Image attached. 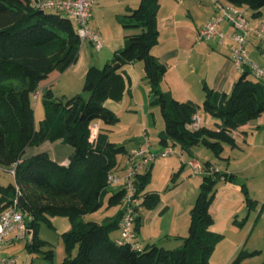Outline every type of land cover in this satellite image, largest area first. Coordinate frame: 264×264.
Listing matches in <instances>:
<instances>
[{"label": "trees", "instance_id": "16d2710c", "mask_svg": "<svg viewBox=\"0 0 264 264\" xmlns=\"http://www.w3.org/2000/svg\"><path fill=\"white\" fill-rule=\"evenodd\" d=\"M38 1L0 0V169L13 176V180L3 183L0 172V211L14 206L20 195L25 198L33 211L28 214L21 209L29 228L26 245L30 251L41 253L49 264H211L223 235L211 230L214 217L210 207L218 183L237 182V175L217 170L210 160L201 163L203 179L190 211L188 234L179 247L166 248L154 243L137 248L131 241H119L113 233L120 229L124 208L102 222L85 220L87 214L103 207L109 176L118 171V156L128 152L124 144L110 138L111 127L120 121V116L105 101L123 98L125 67L141 61L151 88L150 105L160 107L165 121L160 144L178 146L190 155L194 146L204 144L221 157L226 144L238 146L234 132L264 112L262 77L256 78L245 65L230 94L205 85L202 105L175 98L162 89L167 68L152 52L159 42L160 0H140L136 8L119 17L123 27L139 32L126 39L124 48L110 62L89 67L83 93L56 96L52 89H45V114L37 122L35 92L40 82L54 70L63 72L69 68L83 44L71 18L37 6ZM226 1L246 6L254 15L264 11V0ZM200 109L220 120L216 128L189 127ZM93 124L99 125L95 140L91 139ZM59 139L74 149L68 163L58 162L45 151L27 155L29 147ZM152 164L135 178L139 203L148 208L160 201L158 191L146 190L152 178ZM185 166L173 174V185ZM242 190L248 209H257L259 202L251 197L245 183ZM125 194L126 188L120 186L109 194L107 205H117ZM263 211L264 202L258 218ZM55 216L68 217L72 223V228L61 234L66 252L61 261L56 260L54 246L47 249L51 243L39 237L42 222L54 226ZM246 221L247 218L239 224ZM139 230L137 216L136 231ZM259 252L242 250L232 264H243L244 259Z\"/></svg>", "mask_w": 264, "mask_h": 264}, {"label": "crops", "instance_id": "0c3cea01", "mask_svg": "<svg viewBox=\"0 0 264 264\" xmlns=\"http://www.w3.org/2000/svg\"><path fill=\"white\" fill-rule=\"evenodd\" d=\"M139 3L140 0H103L95 5L90 25L100 33L104 45L98 50L93 42L88 40L83 42L77 60L69 68L63 72L54 70L40 82L37 91H40L41 94L35 103L37 122L45 114L42 102V93L45 89H52L56 96L71 97L82 93L89 67H101L110 62L114 54L124 48L126 39L139 32V29L125 28L123 25L120 26L122 28L117 26L115 30H112L111 27L109 31L100 14L105 9L114 8L119 20L121 15L130 12ZM247 10L252 27H256L264 21V11L259 15H254L253 11L248 8ZM215 15L216 7L213 0H160L157 21L159 42L153 47L152 52L167 68L162 81V89L170 91L175 98L181 101L192 100L202 105L205 99V85L230 94L235 82L241 75V71L235 66L232 59V51L236 45L234 39L227 38L221 42L215 38L197 42L200 29ZM223 29L229 34L233 32V28L228 23H224ZM247 51L249 58L264 70V38H259L251 32ZM143 75H145L144 64L142 65L141 61L127 65L125 67L126 88L123 98L119 101L114 99L105 101V105L120 117L123 116L124 112L139 108V111H136L138 116L136 122L139 125L143 124V129L140 130L139 135L135 133L137 131H131L132 134L128 138L134 140L133 143H124L128 146L125 145L128 152L125 154L126 158L118 165L117 171L122 174L126 172L128 153L142 144L145 131L148 137L150 136L149 123L151 118L149 111L153 108L150 105L152 95L147 79L145 77V80L142 79ZM262 80L264 81V74ZM40 103H42L41 107ZM199 113L202 115L204 126L216 128L220 122L203 109H200ZM128 115L125 119L127 128L131 120L128 119ZM121 121H123V117H121ZM115 131V126H112L110 138L112 141L121 144L124 137L114 139ZM234 135L238 146L232 147L226 144L221 157H217L212 150H210L211 152L205 150L201 144L194 146L193 155L184 152L178 146H174L176 152L164 157L168 159L161 166L166 182L178 168L177 162L170 158L177 154V161L182 166L183 164L186 166L177 177L175 185L171 182H165L167 185L162 190H148L160 193V201L157 206L148 208L141 202L139 203L137 210L140 217V230L137 232V240L140 245L144 247L155 243L166 248H176L183 244V237L187 236L189 231L190 211L203 179V174L196 173L190 165L191 160L200 163L210 160L217 170L226 168L229 172L235 173L237 180L247 184L250 195L254 199L260 200L259 191L252 187L253 185L255 187H263L264 185V112L258 118L237 129ZM164 148L160 144L153 150L157 152ZM73 150L71 145L59 139L29 147L27 155L45 151L58 162L68 163ZM154 164L155 162L152 164V169ZM170 178L172 179V177ZM240 189V182L220 181L210 207L214 217L211 230L223 235L214 252L218 257H221V253L218 255V252H224L221 264H230L239 251L246 246L249 249L252 246L255 247V244H248L255 232L263 235L261 233L263 225L257 222L261 216L263 217V212L259 218L257 217L263 201H260L257 209L252 210L257 211L253 222L250 218L251 213H248L249 217L244 227L232 223L235 218L238 221L246 213L244 196ZM116 213L117 210L109 212L108 217L114 216ZM63 226H65V230H69L72 228V223L66 222ZM120 234L121 230L119 229L113 233V236L120 237ZM227 239L230 240L228 246L221 248ZM18 242L12 243L7 249ZM255 248L257 249V247Z\"/></svg>", "mask_w": 264, "mask_h": 264}, {"label": "built area", "instance_id": "2783aa9c", "mask_svg": "<svg viewBox=\"0 0 264 264\" xmlns=\"http://www.w3.org/2000/svg\"><path fill=\"white\" fill-rule=\"evenodd\" d=\"M103 0H39L36 5L43 8L63 13L71 18L78 27V33L83 42L91 41L100 50L104 43L98 31L90 25L95 5ZM216 7V15L200 29L197 35V42L217 38L223 41L227 38L235 40L236 45L232 51V59L235 66L242 71L247 65L251 68L256 78H261L264 70L257 63L249 58L247 43L249 35L253 32L257 37L264 38V21L256 27L250 25L247 8L238 6L226 0H213ZM224 23L232 28L231 34L223 29ZM40 91H36L35 98L39 97ZM204 126L202 115L197 112L193 115L189 127L199 129ZM99 133V125L91 127V139L95 140ZM144 141L137 148L132 149L127 156V168L124 174L114 172L109 176L110 186L119 185L126 188L124 196V215L120 223L121 234L119 241H131L137 248L142 245L137 241L136 220L138 216V204L135 178L136 174L145 171L157 158L167 157L176 152L173 146H168L161 151L155 152L148 134L143 133ZM190 165L196 173L203 172L200 162L191 160ZM264 216V211H263ZM29 235V228L26 215L18 206L17 200L14 206L0 211V264H17L18 256L6 252V249L14 242L26 239Z\"/></svg>", "mask_w": 264, "mask_h": 264}, {"label": "rangeland", "instance_id": "374dc122", "mask_svg": "<svg viewBox=\"0 0 264 264\" xmlns=\"http://www.w3.org/2000/svg\"><path fill=\"white\" fill-rule=\"evenodd\" d=\"M100 16H101L102 21L104 22L105 27H107L108 30L111 27H112V30H115V28H117V26L119 28H122V27H120V26H122V24L119 22V20L117 18V12H115L114 8L105 9L104 12H102V14H100ZM142 65H143V62H142ZM144 77H145V75H143V78H142L143 80H145ZM39 96H40V94H39ZM35 103H37V99H36ZM41 104L42 103H40V107L42 106ZM138 109L136 108V109H132L130 112H124L123 116H121V117H123V121H121V117H120V121L116 124L117 127H116V125H114L115 129H116V131L114 133H116V134L113 135V138L119 139L120 137H124L123 138L124 140H121V141H123V142H121V144H124V143L132 144L134 140H129V138H128L132 134L131 131L135 130V131H137L135 133L136 134L138 133L137 135H139L140 130L143 129V124L139 125L136 122V119H138L136 111H139ZM149 112H150L149 116L151 118L150 123H149V125H150L149 140L152 144V149H156L160 145V131L164 130L165 121H164V117L161 113L160 107H158V106L153 107ZM127 114H129L128 119H131L128 128H127V122L125 120V119H127L126 118ZM138 128H139V130H138ZM127 130H129L130 132ZM125 145L127 146V144H125ZM201 145H202V147L204 146L203 148H205V150L206 149L209 151L211 150L208 147H205L204 144H201ZM177 157L178 156L176 154L172 158H170L171 160L177 162V164H178V168L176 169V171L180 170V167L182 166V164L177 161ZM125 158H126L125 154L119 155L118 156V161H119L118 165H120V163H122V161ZM166 160H168V159H166L164 157H159L154 161L155 164L153 165V169H152L153 170L152 171V178H151V181L149 182V184L147 185L146 190H152V189H161L162 190L166 187L167 184H165L166 180H165V177L163 176V171H162L163 168L161 167V166H163V162ZM201 160H202V158H201ZM235 167H237L236 164H235ZM224 170H226V168ZM0 172L2 173L3 183H8L9 181L13 180V176L10 173H7L3 169H0ZM248 173L250 174V172H248ZM170 177H173V175H171ZM170 177H169L168 182L173 183L172 179ZM168 182H166V183H168ZM239 182L241 185V189H240L241 193L244 196L243 198H244V206H245L246 213H245V216L244 217L242 216L241 219L238 221L243 222L244 219H246V218L248 219V217H249L248 213H251L250 218H251V221L253 222V218H254L257 211H252V210L248 209L247 204H246V200H245V194L242 190V185L245 182H243V181L241 182L240 180H237V182H234V183H239ZM119 187H120L119 185L109 186V188H108L109 191H108L107 195H105L103 197V200H104L103 207H101L98 211L87 214L85 216V220L102 222V221H105L107 218H109L108 217L109 212L117 210V213H118L120 210H122L124 208V204H125L124 199L120 203H118L117 205L110 206V207L107 205V200H108L109 194H111L115 191H118ZM251 187H252V184H251ZM217 188H218V185H217ZM252 188L254 190L259 191V197H261L260 200H258L259 204H260V201L264 202V185H263V187H261V186L255 187L253 185ZM110 217H112V216H110ZM234 220L232 221V223L237 224L240 227L245 226V223H244V225H240L239 222H235ZM66 222L71 223V221L68 217H62V216L52 217V223L54 224V226H50L48 223L42 222V226H41V229L39 232V237L41 239L47 240L51 243V246L46 247L47 249L49 247L54 246L55 251H56V260L57 261H61L66 255L64 243H63V240L61 237L62 232L65 230V228H64L65 226H63V225ZM257 222L261 223L263 225V230L261 232V233H263V235L255 232L252 235L250 241L248 242V244L251 243V245L255 244L256 245L255 247H257V249L254 246H252L250 249L248 248V246H246L245 248L241 249L240 251H242V250H249V251L260 250V252L256 255L252 256V257L244 259L243 264H259V263H262L264 261V216L263 217L261 216L257 220ZM229 242H230V240L227 239L224 244L222 243L223 247H221V248H226L228 246ZM26 243H27V239L20 240L18 243L11 246L9 249H6V252L13 253V254L18 256L19 259H18L17 264H31L32 262L34 264H49V262L43 257V255L41 253L30 251L28 249ZM221 250H223V249H221ZM240 251H239V253H240ZM220 253H221L222 258L218 257L216 254L213 253L214 255H212V257H211V264H221L222 263L224 252H218L217 254L219 255ZM238 254H237V256H238ZM234 259L231 261L230 264H232Z\"/></svg>", "mask_w": 264, "mask_h": 264}, {"label": "water", "instance_id": "95a60500", "mask_svg": "<svg viewBox=\"0 0 264 264\" xmlns=\"http://www.w3.org/2000/svg\"><path fill=\"white\" fill-rule=\"evenodd\" d=\"M115 67H119V65H116ZM18 206L23 209L28 214H33L32 208L27 204V201L25 198L20 195L17 199Z\"/></svg>", "mask_w": 264, "mask_h": 264}]
</instances>
